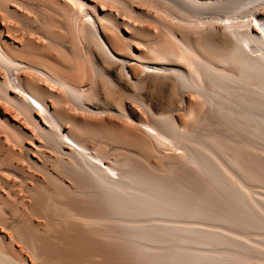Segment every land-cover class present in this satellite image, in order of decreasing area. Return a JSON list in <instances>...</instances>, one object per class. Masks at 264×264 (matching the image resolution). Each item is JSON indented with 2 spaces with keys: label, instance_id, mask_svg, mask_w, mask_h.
<instances>
[{
  "label": "bare ground",
  "instance_id": "obj_1",
  "mask_svg": "<svg viewBox=\"0 0 264 264\" xmlns=\"http://www.w3.org/2000/svg\"><path fill=\"white\" fill-rule=\"evenodd\" d=\"M262 255L264 0H0V264Z\"/></svg>",
  "mask_w": 264,
  "mask_h": 264
},
{
  "label": "rangeland",
  "instance_id": "obj_2",
  "mask_svg": "<svg viewBox=\"0 0 264 264\" xmlns=\"http://www.w3.org/2000/svg\"><path fill=\"white\" fill-rule=\"evenodd\" d=\"M261 256V255H260ZM263 256V255H262ZM262 258V257H261ZM263 258H264V256H263ZM262 258V259H263ZM118 261V260H117ZM264 261V260H263ZM260 262V261H259ZM258 262H256V264H257ZM264 264L263 262H262V260H261V262H260V264ZM114 264H140L139 262H137V261H127V262H122V261H120V262H115ZM259 264V263H258Z\"/></svg>",
  "mask_w": 264,
  "mask_h": 264
},
{
  "label": "snow or ice",
  "instance_id": "obj_3",
  "mask_svg": "<svg viewBox=\"0 0 264 264\" xmlns=\"http://www.w3.org/2000/svg\"><path fill=\"white\" fill-rule=\"evenodd\" d=\"M217 23H224V24H226L228 22L227 21H218Z\"/></svg>",
  "mask_w": 264,
  "mask_h": 264
}]
</instances>
